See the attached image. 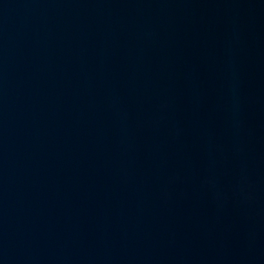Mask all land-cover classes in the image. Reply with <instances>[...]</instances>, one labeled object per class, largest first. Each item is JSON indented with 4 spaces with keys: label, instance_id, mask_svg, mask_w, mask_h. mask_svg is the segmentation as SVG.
<instances>
[{
    "label": "water",
    "instance_id": "obj_1",
    "mask_svg": "<svg viewBox=\"0 0 264 264\" xmlns=\"http://www.w3.org/2000/svg\"><path fill=\"white\" fill-rule=\"evenodd\" d=\"M0 264H264V0H0Z\"/></svg>",
    "mask_w": 264,
    "mask_h": 264
}]
</instances>
